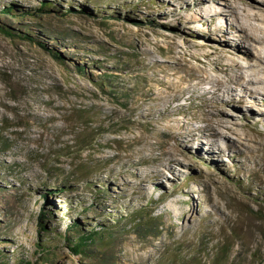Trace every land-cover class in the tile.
Instances as JSON below:
<instances>
[{
	"label": "rangeland",
	"instance_id": "rangeland-1",
	"mask_svg": "<svg viewBox=\"0 0 264 264\" xmlns=\"http://www.w3.org/2000/svg\"><path fill=\"white\" fill-rule=\"evenodd\" d=\"M176 4L0 0V264H264V106L251 108L258 121L232 106L244 92L217 80L236 75L233 60L215 70L202 47L223 37ZM237 64L245 77L242 52ZM211 107L234 130L223 151L189 139L151 178L149 158ZM150 216L158 236L133 233ZM93 226L111 238L74 253Z\"/></svg>",
	"mask_w": 264,
	"mask_h": 264
},
{
	"label": "bare ground",
	"instance_id": "bare-ground-1",
	"mask_svg": "<svg viewBox=\"0 0 264 264\" xmlns=\"http://www.w3.org/2000/svg\"><path fill=\"white\" fill-rule=\"evenodd\" d=\"M116 1L118 4H123L125 0ZM127 1L132 2V0ZM140 1L147 3L149 0ZM160 1L165 5H173L174 3H177L176 5L184 6L187 10H194V13L199 16H192L186 19L185 23L196 24L208 22L212 26V32L216 35L220 34V36L223 37L222 43H218L216 46H212L210 43L202 46L210 49L207 57L215 56L217 63H211L215 70H218L217 68H219L217 64H220L227 59L233 60V69L234 72H236V75L226 82L218 79L217 84L218 86H223L226 83H231L235 88L242 90L244 94L238 99L234 98L232 106H239V104L244 107L247 106L248 109H245L247 114L246 117L250 116L253 121H258L257 114H255L251 108L254 106H264V77H262L263 74H261L264 72V0H222L227 8L226 10L218 9L217 6L219 5V0ZM220 17L235 18L238 21V27L230 24L228 30H223L219 23L216 22ZM179 29L180 31H185V26L183 25ZM208 38L211 39L210 37ZM240 52H242V55L246 59V66L244 68H247L250 72L245 73V77H243L244 74H241L240 71L242 69L237 64V58H239ZM190 70L192 69L190 68ZM252 76L254 78H251ZM203 81H205L204 78L201 79L200 82ZM169 85L167 86L168 88H170ZM218 90L219 88L217 87L216 92H218ZM231 91L232 88H227L226 90V92ZM150 97V102H148V104H152L151 101L158 98L157 95H152ZM175 99L176 98L173 97L171 102ZM167 102L168 98L162 96L161 100H158L157 103H153L157 106H161L162 111H166L168 109ZM212 107L214 108L213 105ZM143 116L148 120L153 119L151 112H148ZM219 116L220 113L215 112L212 109L207 115L200 117L201 121L204 123L200 129L189 127L185 135H177V133L172 132L171 136L176 140L175 147H165L158 156H151L149 158L155 164H160L155 167L154 171H151V173L148 172V174H151V178L161 175L162 168L168 170L173 169V166L177 163L175 157L176 153L180 151L179 147L189 145V139L197 140L198 147L205 148L208 152H222L223 148L220 146V139L225 138L227 133L224 130L230 132H233L234 130L228 127L226 122L224 123V121L219 119ZM184 138L188 142H185L183 140ZM137 141L138 140H136V142ZM203 141L205 142V145H203ZM143 160L145 159H138L136 163L132 162V164H140ZM145 178L146 177L140 175L137 184L141 186L145 181Z\"/></svg>",
	"mask_w": 264,
	"mask_h": 264
},
{
	"label": "trees",
	"instance_id": "trees-1",
	"mask_svg": "<svg viewBox=\"0 0 264 264\" xmlns=\"http://www.w3.org/2000/svg\"><path fill=\"white\" fill-rule=\"evenodd\" d=\"M9 8V7H8ZM8 8L4 9L6 11ZM6 33H10V30L4 29ZM56 56V55H55ZM57 57V56H56ZM85 146H88L85 144ZM43 217V216H42ZM155 218L150 216V217H140L132 226L133 233L137 234L140 237H146L149 235L152 236H158L159 234V223H155L153 221ZM73 225V226H72ZM101 226V225H100ZM40 229H45L43 225L39 226ZM70 229L75 230L76 229V224H71ZM102 229H106V227H101ZM102 229H96L95 226L89 228V230L86 231H81L80 234L77 235L76 240L71 243V249L73 250L74 253H90L91 250L88 248L92 244H100L104 241V233H108V238H111V232H104L101 231ZM107 230V229H106ZM104 232V233H102ZM70 237H66L68 241ZM112 242L108 241V244L110 245ZM41 245V244H40ZM99 263L100 264H106L109 259H107L106 255L102 254L98 257Z\"/></svg>",
	"mask_w": 264,
	"mask_h": 264
}]
</instances>
